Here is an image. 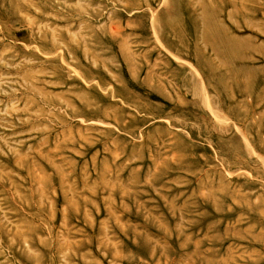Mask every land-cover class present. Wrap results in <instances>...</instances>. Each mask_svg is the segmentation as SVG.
I'll return each mask as SVG.
<instances>
[{"label": "rangeland", "instance_id": "374dc122", "mask_svg": "<svg viewBox=\"0 0 264 264\" xmlns=\"http://www.w3.org/2000/svg\"><path fill=\"white\" fill-rule=\"evenodd\" d=\"M0 264H264V0H0Z\"/></svg>", "mask_w": 264, "mask_h": 264}]
</instances>
